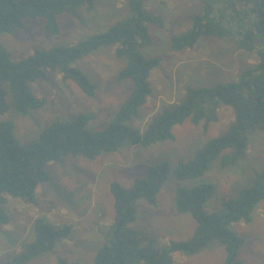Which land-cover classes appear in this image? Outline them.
I'll return each instance as SVG.
<instances>
[{
	"label": "trees",
	"instance_id": "16d2710c",
	"mask_svg": "<svg viewBox=\"0 0 264 264\" xmlns=\"http://www.w3.org/2000/svg\"><path fill=\"white\" fill-rule=\"evenodd\" d=\"M97 1L0 0V34L22 30L27 18H42L45 31L51 36L59 35L60 15L66 13L84 23L80 10L91 13ZM147 1L124 0L130 17L72 47H55L50 51L38 49L29 58L17 62L10 60L7 52L0 48L2 114L11 108L8 86L13 109L18 114L27 115L31 109L42 107L46 100L31 91L30 83L46 78L49 70L58 71L63 81H74L86 94L93 96L96 87L73 65L101 47L114 46L117 58H127L118 78L131 80L134 84L131 95L113 121L101 131H90L87 128L90 116L80 115L73 121L54 122L25 147L15 135V124L8 120L0 122V231L11 222L6 208L9 199L36 202L39 187L50 179L47 165L64 157L82 155L95 160L104 153L119 151L126 141L133 146L151 147L160 141L174 139V126L187 119L195 125L204 122L207 131L216 119L218 105L233 108L235 117L227 132L207 143L193 160L178 164L175 179L186 182L203 176L209 165L220 158L222 169L235 167L246 158L249 135L264 132V0H199L204 3V8L193 15L188 31L171 39V50L192 49L202 37L229 39L240 49L255 53L256 62L236 81L188 88L181 104L157 114L143 132L128 124L152 95L150 77L162 61L160 57L149 58L142 53L152 44L148 25L165 27L163 17L145 8ZM170 174V165L162 162L147 166L145 176L137 178L130 189L118 183L111 184L115 224L108 242L97 253L96 264H173V254L193 255L213 241H219L225 247V264H242L239 251L245 240L231 226L250 222L257 206L264 201V169L256 174L253 186L242 189L236 198L228 199L219 211L208 212L205 208L215 193L213 184L178 188L176 210L195 220L196 231L190 240L171 242L158 250L149 237L134 229L132 224L137 220V201L145 199L156 205L158 194ZM72 230V225L56 226L46 217H37L32 240L23 245L18 255L2 264H29L54 251ZM58 264L80 263L59 259Z\"/></svg>",
	"mask_w": 264,
	"mask_h": 264
},
{
	"label": "rangeland",
	"instance_id": "374dc122",
	"mask_svg": "<svg viewBox=\"0 0 264 264\" xmlns=\"http://www.w3.org/2000/svg\"><path fill=\"white\" fill-rule=\"evenodd\" d=\"M145 8L160 15L165 27L148 25L152 44L142 53L146 57H160L150 84L152 95L136 117L128 123L143 132L154 117L163 110H172L186 98L188 88L213 87L236 81L241 73L256 62V54L240 49L229 39L200 38L192 49L171 50V39L192 26V17L204 8L199 0H149ZM85 20L69 14L59 16L61 33L51 36L45 31V21L27 18L22 30L0 34V48L10 60L29 58L35 50L50 51L55 47H72L95 33L106 32L115 22L131 16L124 0H98L89 13L80 10ZM127 58H117L115 47H101L74 63L96 87L93 96L86 94L74 81H63L58 71L49 70L44 79L30 83L31 91L46 100L27 115L13 109L9 86L7 113H0L1 121L15 124V135L28 147L40 133L56 121H73L89 115L87 128L96 132L106 128L117 111L131 95V80H119V72ZM235 117L233 108L218 105L216 119L205 131L202 122L195 125L190 119L174 126L175 138L160 141L151 147L133 146L129 141L113 153H104L95 160L82 155L67 156L47 165L50 179L37 191L34 203L9 199L6 204L11 222L0 231V264L18 255L23 245L32 240L34 222L43 216L56 226L72 225L71 235L59 242L54 251L36 258L29 264H58L59 259L70 263L96 264L98 251L112 234L115 224L114 197L110 187L118 183L132 188L135 180L145 176L147 166L166 162L171 174L163 183L152 205L145 199L136 203L137 220L134 229L144 232L161 250L171 242L190 240L197 224L189 214H180L175 207L178 188H191L201 183L215 186V193L207 202L208 212L223 209V203L236 198L239 192L254 185L256 174L264 169V132L249 135L246 158L235 167L222 169L221 158L209 165L207 172L194 180L177 181L174 171L178 164L193 160L210 141L224 135ZM245 240L239 251L242 264H264V201L256 208L252 220L231 226ZM226 249L213 241L196 254H173V264H225Z\"/></svg>",
	"mask_w": 264,
	"mask_h": 264
}]
</instances>
